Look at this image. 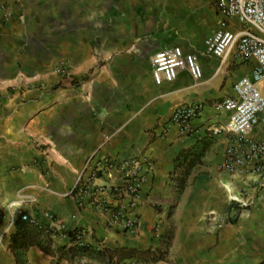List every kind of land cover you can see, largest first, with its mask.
<instances>
[{"label":"crops","instance_id":"crops-1","mask_svg":"<svg viewBox=\"0 0 264 264\" xmlns=\"http://www.w3.org/2000/svg\"><path fill=\"white\" fill-rule=\"evenodd\" d=\"M217 1L0 0V8L14 13L8 25L0 26V264H108L92 257L59 259L42 249L69 247L66 231L72 229L80 230L83 245L153 254L166 251L164 242L178 227L167 260L134 258L119 264H230L235 252L230 243L264 242V188L222 169L234 137L213 132L230 117L217 105L232 95L236 81L252 76L256 65L235 54L221 62L207 53L205 40L222 22L233 31L243 28L221 14ZM174 46L198 56L202 80L181 72L175 81L155 85L152 58ZM195 103L203 110L193 122L194 132L182 134L170 122L172 114L182 104ZM250 137L264 140V126ZM97 150L118 161L154 164L139 175L140 202L129 212L140 218L134 230L114 226L110 212L63 197ZM185 152L202 153L201 165L208 167L209 176L199 174L197 185L209 180L224 198L243 192L246 200L253 199L238 223L210 224L219 235L211 231L204 246L198 244V221L164 219L166 207L180 204L173 174ZM21 212L47 231L37 235L31 229L34 244L22 249L12 245L13 222ZM214 237L219 250L209 249Z\"/></svg>","mask_w":264,"mask_h":264},{"label":"built area","instance_id":"built-area-1","mask_svg":"<svg viewBox=\"0 0 264 264\" xmlns=\"http://www.w3.org/2000/svg\"><path fill=\"white\" fill-rule=\"evenodd\" d=\"M217 6L225 18L238 21L243 28L233 31L222 22L205 40L207 53L221 62L235 54L244 62L256 63L252 76L236 81L232 95L217 105L218 110L230 113V117L225 126L213 132L229 133L234 137L225 151L222 169L231 176L248 177L249 184L264 188V140L250 137L255 128L264 126V0H218ZM13 19L12 10L0 8V26L8 25ZM151 64L152 80L157 86L175 81L181 72H187L194 81L204 76L198 56L177 46L158 51ZM63 73L67 74L66 68ZM202 110L200 103L182 104L174 110L170 122L177 125L182 134L190 135L194 132L193 122ZM143 167L150 172L154 164L149 161L142 164L135 159L118 161L101 156L97 150L84 163L82 172L63 197L72 198L79 207L110 212L114 226L125 231L134 230L140 218L129 212L140 202L142 179L139 175ZM123 204L130 210L122 208ZM23 219L27 220L28 216L23 215ZM31 219L39 224L33 217ZM78 237L79 245L84 246L81 233Z\"/></svg>","mask_w":264,"mask_h":264},{"label":"rangeland","instance_id":"rangeland-1","mask_svg":"<svg viewBox=\"0 0 264 264\" xmlns=\"http://www.w3.org/2000/svg\"><path fill=\"white\" fill-rule=\"evenodd\" d=\"M207 168L205 163L204 165H197L192 170L188 179L187 184L191 185V187H188L183 194L180 193V204H177L179 202L171 203L163 210L164 219L166 220L193 219L198 221V244L201 246L208 244L204 242L205 238L211 234V231L217 230L214 236L219 235L218 231H220V229L213 230V227L210 226L215 220L222 221L225 225L231 224L232 222L238 223L242 220L243 211H245V214H248L251 207L254 206L253 199L246 200L245 198H247V195L244 196L243 192L241 194L235 193L236 199L233 198L234 195H232V198H224V192L218 187L215 188L213 182L211 183L209 180L207 182L199 180L200 182L197 185V176L199 174L209 176ZM234 202H240L238 203L239 208H233L232 204ZM214 207L218 208V211L211 212L210 208ZM203 224H205V226H203ZM177 229L178 227L172 228V237H167L168 239L164 242L165 250H169V246L173 245V235L176 233ZM168 232L167 229V234ZM220 246L221 243L219 238L214 237V242L209 249L219 250ZM229 247L231 250H235V252L231 254L230 264H259L264 261V242L247 241L244 244L230 243ZM239 247L245 249V254L241 252L238 253L237 249Z\"/></svg>","mask_w":264,"mask_h":264},{"label":"trees","instance_id":"trees-1","mask_svg":"<svg viewBox=\"0 0 264 264\" xmlns=\"http://www.w3.org/2000/svg\"><path fill=\"white\" fill-rule=\"evenodd\" d=\"M191 152L183 153L177 160V165L175 168V172L173 174V180L176 179V182L179 186L180 193L184 191L185 187L187 186L189 176L192 170L199 164H202V153L192 155ZM233 208H239L238 203L232 204ZM23 215H27L28 219L24 220ZM16 226V233L12 238V245L15 244L16 248H25L27 245H31L34 242L29 240L31 229L37 230V235H46L47 231L44 230L43 226L39 224L36 225L32 222L31 216L26 213L22 212V215H19V218L15 222ZM67 235L71 240V245L69 247H61L58 248L55 252L49 250L47 246L41 245L42 249L50 254H58L59 259H70L73 260L76 257H92L100 261H105L108 264H119L120 262L127 260V259H137L140 262H159L167 260L168 253L167 250H157L155 253L148 252H139L136 249H115L110 250L107 248H93L90 245L80 246L79 235L80 230L72 229L66 231ZM259 264H264L262 261Z\"/></svg>","mask_w":264,"mask_h":264}]
</instances>
